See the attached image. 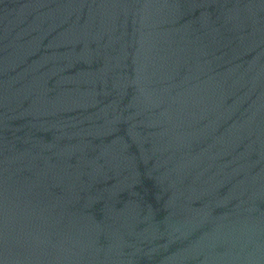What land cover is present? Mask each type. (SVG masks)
Here are the masks:
<instances>
[{"label":"water","instance_id":"obj_1","mask_svg":"<svg viewBox=\"0 0 264 264\" xmlns=\"http://www.w3.org/2000/svg\"><path fill=\"white\" fill-rule=\"evenodd\" d=\"M0 264H264V0H0Z\"/></svg>","mask_w":264,"mask_h":264}]
</instances>
